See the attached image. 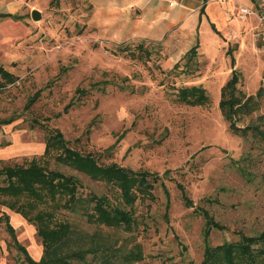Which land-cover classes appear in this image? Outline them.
<instances>
[{
	"label": "rangeland",
	"instance_id": "374dc122",
	"mask_svg": "<svg viewBox=\"0 0 264 264\" xmlns=\"http://www.w3.org/2000/svg\"><path fill=\"white\" fill-rule=\"evenodd\" d=\"M233 3L228 12L233 24L217 38L189 41L178 34L157 43L115 40L92 0H0V66L16 77L0 90V122L12 120L0 124V168L39 158L47 137L44 126L59 130L82 152L118 142L105 162L160 177L152 192L133 204L131 227L95 226L79 212L61 211L58 219L112 235L124 250L141 256L129 264H202L206 241L218 246L264 234V145L231 132L218 106L231 57L237 88L246 96L260 88L264 94V38L253 19L236 15L248 0ZM34 10L40 14L37 21L31 18ZM195 42L197 64L192 66L184 56ZM192 85L204 88L206 105L177 100V90ZM37 92L38 99L27 107ZM260 116L264 96L237 125ZM54 155L48 158L51 168L76 173L56 164ZM78 175L83 196L119 201L117 190ZM179 185L192 207L184 203ZM200 209L222 226L207 239ZM2 212L18 243L39 260L43 247L34 225L0 205ZM0 264H27L2 222Z\"/></svg>",
	"mask_w": 264,
	"mask_h": 264
},
{
	"label": "trees",
	"instance_id": "16d2710c",
	"mask_svg": "<svg viewBox=\"0 0 264 264\" xmlns=\"http://www.w3.org/2000/svg\"><path fill=\"white\" fill-rule=\"evenodd\" d=\"M3 16H13L10 14ZM212 28L215 30L214 25ZM119 47V52L128 49ZM196 42L185 54L188 62L197 64ZM130 55V54H129ZM231 75L220 91L219 110L231 132L243 138L248 136L264 145V116L253 118L245 126L237 123L242 115L250 114L263 100V89L255 95L246 96L237 85L239 75L234 69L231 57ZM177 67V64L174 68ZM192 75V74H191ZM16 77L0 66V90L14 83ZM39 93L30 97L27 107L38 99ZM204 88L199 85L185 86L177 90V100L189 106H203L208 103ZM12 120H3L0 124H9ZM36 122V121H35ZM46 143L43 154L32 158L27 164H4L0 168V205L20 214L33 224L41 239L43 253L39 260L33 259L25 247L18 243L15 229L9 216L2 212L0 222L4 223L13 245L23 253L27 264H129L141 258L134 250H124L118 240L101 230L85 231L74 227L67 220L58 219L61 211L79 212L88 223L106 228H130L134 222L132 206L137 199L149 195L160 180L156 174L135 171L120 166L114 161L105 162L104 158H113L115 144L103 150L82 152L69 145L63 134L57 129L46 126ZM54 155V162L70 168L76 173H67L50 167L48 158ZM78 174L90 180L117 190L119 201L112 203L108 196L80 193L82 182ZM184 203H192L184 195ZM205 222L204 235L215 229H222L212 216L200 209ZM264 260V234L254 237L241 236L237 242H228L211 246L206 241L202 264H260Z\"/></svg>",
	"mask_w": 264,
	"mask_h": 264
},
{
	"label": "crops",
	"instance_id": "0c3cea01",
	"mask_svg": "<svg viewBox=\"0 0 264 264\" xmlns=\"http://www.w3.org/2000/svg\"><path fill=\"white\" fill-rule=\"evenodd\" d=\"M169 1L174 3L173 6ZM228 1L231 2L229 6ZM228 1L92 0L95 13L102 17L103 26L115 40L141 38L157 43L178 34L189 41L197 40V37L201 42L213 36L217 38L220 30L233 24L228 22V12L233 2L238 0ZM248 2L251 6L252 0ZM7 14L12 15H1Z\"/></svg>",
	"mask_w": 264,
	"mask_h": 264
},
{
	"label": "built area",
	"instance_id": "2783aa9c",
	"mask_svg": "<svg viewBox=\"0 0 264 264\" xmlns=\"http://www.w3.org/2000/svg\"><path fill=\"white\" fill-rule=\"evenodd\" d=\"M173 4L172 1H169L170 6ZM236 15L242 19H253L256 23L257 32L264 38V0H252L251 6H239Z\"/></svg>",
	"mask_w": 264,
	"mask_h": 264
},
{
	"label": "water",
	"instance_id": "95a60500",
	"mask_svg": "<svg viewBox=\"0 0 264 264\" xmlns=\"http://www.w3.org/2000/svg\"><path fill=\"white\" fill-rule=\"evenodd\" d=\"M31 18H32V20H34V21L39 20V19H40V14H39V12H38L37 10L32 11V12H31Z\"/></svg>",
	"mask_w": 264,
	"mask_h": 264
}]
</instances>
